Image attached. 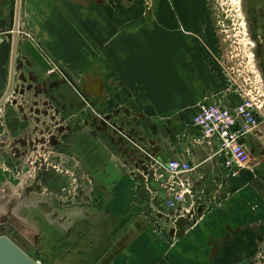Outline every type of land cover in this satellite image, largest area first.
<instances>
[{
	"label": "crops",
	"instance_id": "obj_1",
	"mask_svg": "<svg viewBox=\"0 0 264 264\" xmlns=\"http://www.w3.org/2000/svg\"><path fill=\"white\" fill-rule=\"evenodd\" d=\"M197 4L157 0L145 11L134 0H0V35L16 18L18 34L36 36L83 89V226L101 216L115 223L110 245L89 264H233L264 247V116L245 136L251 163L237 177L225 168L219 142L193 124L203 105L233 109L240 101L205 45L209 22ZM9 153L18 158L0 121L3 230L12 199L24 207V192L9 191ZM171 160L193 170L175 177L166 170ZM183 189L186 201L168 208Z\"/></svg>",
	"mask_w": 264,
	"mask_h": 264
},
{
	"label": "rangeland",
	"instance_id": "obj_2",
	"mask_svg": "<svg viewBox=\"0 0 264 264\" xmlns=\"http://www.w3.org/2000/svg\"><path fill=\"white\" fill-rule=\"evenodd\" d=\"M196 1L199 4L194 10L204 12V22H209V29L208 26L206 29L210 35L205 45L213 52L214 61L222 68L233 92L238 96L241 89L256 91L254 88L260 86L262 76L256 39L251 34V17L247 11L249 0ZM141 2H145V8L146 1ZM188 5L190 9L191 5ZM35 37L18 34L14 90L26 93L37 90L50 92L52 89L57 100L65 95L69 96L72 89ZM16 92L5 106H12L15 104L13 101L18 102L17 108L21 107L23 111L17 114L23 113L30 127L25 126L24 130L17 133L22 137L20 142H25L22 144L24 149L21 150V156L14 158V153L8 155V187L13 193L24 192V207L20 208L22 211L16 209L17 202L15 198L12 199L9 204L11 210L8 225H4L7 228H1L0 234L8 232L7 235L39 264L97 262L99 260L95 256L102 253L115 236V223L110 217L101 216L94 217L90 224L83 226V205L87 204L88 199L83 190V144L80 140L83 131L79 130L81 124H76L71 132L66 128L59 130V126L66 120L65 116L56 114L48 118L41 115L37 122L40 131L33 132L31 127L36 120L29 116L32 115L31 105L35 95H21ZM75 96L79 97L78 94ZM238 97L240 100V95ZM39 100L43 101L44 97L40 95ZM11 115L14 119L15 114ZM77 115L83 116V113ZM49 134L56 136L60 148H50ZM8 135L10 137L6 140L7 144L13 145L14 134L8 132ZM63 141L66 142L62 143ZM19 187L22 188L20 192L16 189ZM63 208H70L71 211L63 213ZM15 221L22 222L24 228L16 226ZM90 235L94 241L87 243Z\"/></svg>",
	"mask_w": 264,
	"mask_h": 264
},
{
	"label": "built area",
	"instance_id": "obj_3",
	"mask_svg": "<svg viewBox=\"0 0 264 264\" xmlns=\"http://www.w3.org/2000/svg\"><path fill=\"white\" fill-rule=\"evenodd\" d=\"M256 91L241 89L240 101L233 109L217 104L203 105L193 118L205 138L217 140L225 168L233 177L247 168L251 163V154L244 142L245 136L256 130L264 116V86L262 77ZM169 174L178 177L193 170V166L184 160H171L166 164ZM181 187L185 185L181 184ZM187 190L176 192L166 202L168 208H174L186 201Z\"/></svg>",
	"mask_w": 264,
	"mask_h": 264
},
{
	"label": "flooded vegetation",
	"instance_id": "obj_4",
	"mask_svg": "<svg viewBox=\"0 0 264 264\" xmlns=\"http://www.w3.org/2000/svg\"><path fill=\"white\" fill-rule=\"evenodd\" d=\"M145 1L147 4L144 8L143 6L145 5V2H141V0H134L136 10H138V7L140 6L139 3L141 4L142 9L145 11L155 10V5L157 3V0H145ZM172 9L177 10L174 4L172 5ZM247 11L249 12V15L251 17V32H252L251 34H253V36L256 39L255 40L256 45H257L256 52H257V55L260 56L262 52V50L260 49L261 44H262L260 41V38L264 40V0H249V8H247ZM15 24H16V18H14L13 20L12 29L14 28ZM8 32H11V30H9ZM0 36H4V35H0ZM41 49H44L47 52V50L44 47ZM55 67L59 70L63 78L67 81L69 87L72 89V92H69L68 94L69 96L66 97L65 95L63 96L62 99L57 100L54 94L55 92H53L52 89L49 90L50 92H43V91L38 92V90L33 91V94L35 95V97H33L34 100L32 101L33 103L31 105L32 115L29 117H31L33 120H36V122H34L35 124L32 125L31 129L33 132L40 131L39 124L37 122L39 118L41 117V115L47 116L48 118H50V116H54L56 114H59V115L62 114L63 116H65L66 120L62 125L59 126V130L66 128V130L71 132L73 127L76 124L78 125V123L80 122L81 126L79 130L82 132L83 131V116L82 115L80 116L77 114L83 113V89L77 83H74L69 78V76L63 70H61L59 66L56 65ZM14 68H15V65H14ZM9 69L12 70L11 63H10ZM14 82H15V77H14V72H13V86H12V89H11V92L8 98L3 104H5L6 102H9L10 96L12 95V91L14 89ZM76 94L79 95L78 98L75 96ZM40 95L44 97L43 101L39 100ZM13 102L15 103V101ZM47 108H48V111L46 110ZM21 111H23V108L21 107L15 109L14 105L8 106V107L4 106L2 110V115L0 116L3 142L4 144L7 142L6 140L9 136L8 132L14 134L13 145H9V144L7 145L8 147H11L10 148L11 151H14L18 155V157H20L22 154L21 150L24 149L22 144L24 145L25 142L23 141L20 142L22 137L21 135H18L17 133L20 130H24L25 126H27V128L30 127L28 122L25 121L24 114L23 113L21 115L17 114V113H20ZM73 112L74 114H72ZM12 113L15 114L14 119H13V116L11 115ZM26 117L27 119H29L28 116ZM67 137L69 138L70 136L67 135ZM67 137L65 138L67 139ZM48 142L51 144L50 148H56V146H58L57 144H59L54 134H51V135L49 134ZM65 142L66 141H63L62 143H65ZM32 144H37V142H32ZM68 145H69V142H68ZM58 147L60 148L61 146H58ZM40 157L42 158L43 156L41 155ZM262 239L264 240V236L263 238H261V240ZM233 264H264V247L262 246L260 248L259 255L256 258L255 257L254 258H241L240 260H237L235 263L233 262Z\"/></svg>",
	"mask_w": 264,
	"mask_h": 264
},
{
	"label": "water",
	"instance_id": "obj_5",
	"mask_svg": "<svg viewBox=\"0 0 264 264\" xmlns=\"http://www.w3.org/2000/svg\"><path fill=\"white\" fill-rule=\"evenodd\" d=\"M18 24V21L16 22ZM0 36V106L8 98L13 86L15 56L18 47V25ZM11 63L12 70L9 69ZM0 264H39L7 234H0Z\"/></svg>",
	"mask_w": 264,
	"mask_h": 264
}]
</instances>
